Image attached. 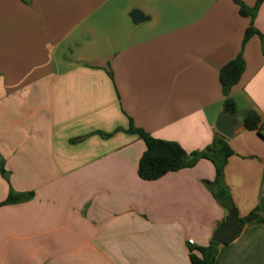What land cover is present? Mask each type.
I'll list each match as a JSON object with an SVG mask.
<instances>
[{
    "label": "crops",
    "instance_id": "obj_1",
    "mask_svg": "<svg viewBox=\"0 0 264 264\" xmlns=\"http://www.w3.org/2000/svg\"><path fill=\"white\" fill-rule=\"evenodd\" d=\"M249 27L264 35V0L253 18L233 0H0V264H191L227 220L239 231L214 264H264V139L242 122L264 118V55L257 35L242 45ZM239 53L225 205L207 159L140 179L129 121L189 161L220 135L219 71Z\"/></svg>",
    "mask_w": 264,
    "mask_h": 264
},
{
    "label": "trees",
    "instance_id": "obj_2",
    "mask_svg": "<svg viewBox=\"0 0 264 264\" xmlns=\"http://www.w3.org/2000/svg\"><path fill=\"white\" fill-rule=\"evenodd\" d=\"M233 1L238 5L239 14L241 16L253 18L262 0H257L255 6L252 8L244 6L238 0ZM253 35H257L259 37L262 44V52L264 55V35L258 32L253 27H249L246 29L242 45H244L245 42ZM243 70L244 63L241 57V53H239L233 60L228 62L219 71V83L225 96L224 111L232 117L236 114V107L234 101L229 97V91L231 87L237 84ZM242 122L246 130H255L264 139V136L261 134L258 125L259 118L254 112H245L243 114ZM125 132L128 134H136L144 142L145 145V151L143 152L139 160L137 168V174L140 179L145 181L156 180L169 172H176L183 168L192 167L195 161L198 159H207L214 165L215 179L212 182L204 181V184L211 192L213 197L218 202L225 205L228 196L225 187L222 184V172L224 164L227 158L232 154V152L224 137L216 135L211 145L200 152L192 153L190 155L191 159L187 161L186 154L179 145L150 137L142 129L135 128L131 120L129 121V127ZM99 135L103 138H107L111 134L99 133ZM0 171L3 172L1 168ZM29 198L30 194L9 195L7 200L2 204L23 201ZM254 219H256V216L250 214L242 221H240V224L252 221ZM216 246L217 243L211 242L207 247L199 248L197 250L199 256L191 253L190 263L214 264Z\"/></svg>",
    "mask_w": 264,
    "mask_h": 264
},
{
    "label": "water",
    "instance_id": "obj_3",
    "mask_svg": "<svg viewBox=\"0 0 264 264\" xmlns=\"http://www.w3.org/2000/svg\"><path fill=\"white\" fill-rule=\"evenodd\" d=\"M133 25H138L147 20L142 12L139 10H132L128 15ZM215 128L217 132L224 138L230 139L234 132V123L230 116L225 112H221L216 120ZM238 228L231 226L230 220L219 225L217 231L212 237V241L217 244H222L233 239L238 234Z\"/></svg>",
    "mask_w": 264,
    "mask_h": 264
},
{
    "label": "built area",
    "instance_id": "obj_4",
    "mask_svg": "<svg viewBox=\"0 0 264 264\" xmlns=\"http://www.w3.org/2000/svg\"><path fill=\"white\" fill-rule=\"evenodd\" d=\"M260 132L264 136V118L262 119L261 123L259 124ZM189 244H193L192 240H188Z\"/></svg>",
    "mask_w": 264,
    "mask_h": 264
}]
</instances>
